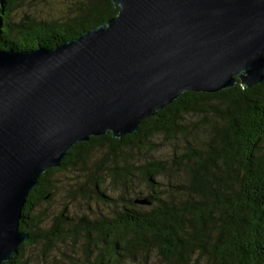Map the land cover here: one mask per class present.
<instances>
[{
    "label": "water",
    "instance_id": "obj_1",
    "mask_svg": "<svg viewBox=\"0 0 264 264\" xmlns=\"http://www.w3.org/2000/svg\"><path fill=\"white\" fill-rule=\"evenodd\" d=\"M112 2L117 16L54 49H0V264L28 240L40 177L77 143L133 135L186 92L264 82V0Z\"/></svg>",
    "mask_w": 264,
    "mask_h": 264
},
{
    "label": "trees",
    "instance_id": "obj_2",
    "mask_svg": "<svg viewBox=\"0 0 264 264\" xmlns=\"http://www.w3.org/2000/svg\"><path fill=\"white\" fill-rule=\"evenodd\" d=\"M19 1L5 0L0 6V49H54L119 12L112 0H89L64 23H15ZM193 114L203 122L194 125V145L182 153L139 166L118 162L129 149H142L158 136H181L191 144L184 118ZM99 148L105 150L102 163L108 167L89 172L80 190L89 200L113 204L115 211L73 224L63 209L44 229L47 217L39 208L55 195L51 176L84 165ZM138 175L149 190L144 198L107 195L108 180L124 189ZM140 199L150 205L136 203ZM19 229L28 240L5 264H31L27 253L38 245L47 248L81 236L87 264H126L153 255L165 264H264V82L246 90L238 81L219 93L186 92L143 121L133 135L117 139L108 133L77 143L60 167L40 177Z\"/></svg>",
    "mask_w": 264,
    "mask_h": 264
},
{
    "label": "rangeland",
    "instance_id": "obj_3",
    "mask_svg": "<svg viewBox=\"0 0 264 264\" xmlns=\"http://www.w3.org/2000/svg\"><path fill=\"white\" fill-rule=\"evenodd\" d=\"M89 0H21L17 3V9L12 18L15 23L30 21H54L58 23L67 22L74 17L81 3H87ZM185 125L191 129V135L187 144L184 137L178 136L176 139L166 138L165 136L155 137L148 145L142 149L128 150L126 157L118 159L121 165L133 164L136 166L153 159H171L175 153H182L185 146L194 145V125L203 122L201 116H185ZM104 149L95 150L89 157L87 163L77 168L69 167L61 172L54 173L51 176V182L55 190V195L47 202H44L39 210L46 214L47 221L44 224L46 229L51 218L58 215L63 209H66L67 216L71 218L73 224L84 221H94L101 218L110 217L115 211V207L106 203L89 200L81 190V184L86 181L89 172L98 171L103 167L106 171L108 164L102 163ZM164 183V180H161ZM107 195L110 197H121L122 200L144 198L149 190L146 187L141 176H137L127 188L117 187L112 180L106 182ZM77 239L70 238L66 241H56L55 244L44 248L38 245L36 248L28 251L27 257L31 264H87L86 244ZM126 264H165L158 256L153 255L150 260L131 259Z\"/></svg>",
    "mask_w": 264,
    "mask_h": 264
}]
</instances>
